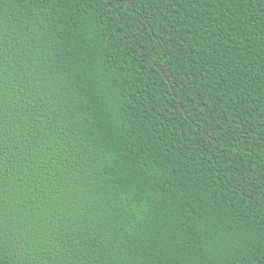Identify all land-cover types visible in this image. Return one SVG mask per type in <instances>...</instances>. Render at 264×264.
I'll return each mask as SVG.
<instances>
[{
	"label": "trees",
	"instance_id": "1",
	"mask_svg": "<svg viewBox=\"0 0 264 264\" xmlns=\"http://www.w3.org/2000/svg\"><path fill=\"white\" fill-rule=\"evenodd\" d=\"M0 264H264V0H0Z\"/></svg>",
	"mask_w": 264,
	"mask_h": 264
}]
</instances>
